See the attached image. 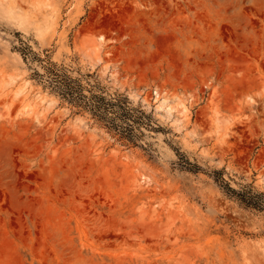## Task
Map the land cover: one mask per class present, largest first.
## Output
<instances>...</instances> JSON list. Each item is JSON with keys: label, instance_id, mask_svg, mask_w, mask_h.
Returning a JSON list of instances; mask_svg holds the SVG:
<instances>
[{"label": "rangeland", "instance_id": "1", "mask_svg": "<svg viewBox=\"0 0 264 264\" xmlns=\"http://www.w3.org/2000/svg\"><path fill=\"white\" fill-rule=\"evenodd\" d=\"M0 264H264V0H0Z\"/></svg>", "mask_w": 264, "mask_h": 264}, {"label": "bare ground", "instance_id": "2", "mask_svg": "<svg viewBox=\"0 0 264 264\" xmlns=\"http://www.w3.org/2000/svg\"><path fill=\"white\" fill-rule=\"evenodd\" d=\"M99 52L100 49L97 46H94L93 44L91 46H88L86 48V52L85 55L87 57L88 60L90 61H95L98 62L100 61V56H99ZM6 87V85H4V88ZM24 92V88L23 87H19L16 90V96H20L22 93ZM137 96V95H136ZM170 97L168 95H162L160 96V93L157 92V102H158V108L159 109H167V112L169 113V115L173 114V110L175 108H177V106H172V104L170 105L169 103L171 102ZM171 99L174 100H178V105L182 106V110L179 109L181 112H185L188 110V106L186 105V103L182 100V98L180 99L179 96H174ZM44 101V100H43ZM25 113H29L31 111L34 110V106L31 103H28L25 105Z\"/></svg>", "mask_w": 264, "mask_h": 264}, {"label": "trees", "instance_id": "3", "mask_svg": "<svg viewBox=\"0 0 264 264\" xmlns=\"http://www.w3.org/2000/svg\"><path fill=\"white\" fill-rule=\"evenodd\" d=\"M70 93H73V92H70ZM259 196H261V195H259ZM243 201L246 202L249 206L263 207L262 202L255 201V200H253V198H251L250 200L243 198Z\"/></svg>", "mask_w": 264, "mask_h": 264}]
</instances>
